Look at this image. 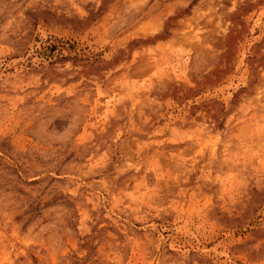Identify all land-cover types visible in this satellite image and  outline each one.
<instances>
[{
    "label": "rangeland",
    "instance_id": "1",
    "mask_svg": "<svg viewBox=\"0 0 264 264\" xmlns=\"http://www.w3.org/2000/svg\"><path fill=\"white\" fill-rule=\"evenodd\" d=\"M0 156V264H264V0H0Z\"/></svg>",
    "mask_w": 264,
    "mask_h": 264
},
{
    "label": "trees",
    "instance_id": "2",
    "mask_svg": "<svg viewBox=\"0 0 264 264\" xmlns=\"http://www.w3.org/2000/svg\"><path fill=\"white\" fill-rule=\"evenodd\" d=\"M56 48H57V47H56L55 45L48 44V45L45 46V51L48 50V52L52 53ZM63 48H64V47H63ZM58 49H62V48H58ZM43 53H44V52H43ZM44 54H45V53H44ZM51 55H52V54H51ZM46 56H50V54H46ZM58 57H61L62 60H66V59H68V56H58ZM49 64H50V63H49ZM2 159H3V157L0 156V164L2 163V162H1ZM0 177H1V176H0ZM18 177H19V176H18ZM19 178H20V177H19ZM42 180H44L42 177H38V178L32 180V182H33L32 184L42 182ZM15 185H16V184H15ZM32 202H34V200H32L31 202H29V203H28L29 205L27 206V209L24 211V213L22 212V213H21V216H20V215L18 216V218H21L22 216L27 215V218H25V219H26V220H25V221H26L25 224L33 219V217L35 216L34 214H32V213H35V212H33V210H34L35 208H37V207L39 208V205H40L39 203L34 204V203H32ZM28 208H30V209H28Z\"/></svg>",
    "mask_w": 264,
    "mask_h": 264
}]
</instances>
